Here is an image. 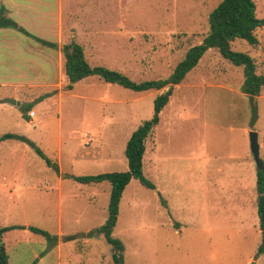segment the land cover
Returning <instances> with one entry per match:
<instances>
[{
  "label": "rangeland",
  "instance_id": "rangeland-1",
  "mask_svg": "<svg viewBox=\"0 0 264 264\" xmlns=\"http://www.w3.org/2000/svg\"><path fill=\"white\" fill-rule=\"evenodd\" d=\"M56 1L51 0L52 10ZM220 1L61 4L66 38L75 36L91 65L141 81L171 73L207 34L209 13ZM254 2L256 15L264 18V0ZM255 33L256 45L236 39L231 48L249 54L256 72L264 74V26ZM18 36L31 42L23 33ZM13 64L18 68L0 67L2 100L20 98L18 105L0 101V134L17 135L0 143V183H12L15 193L8 199L0 191V227L22 226L4 237L10 264H116L104 235L89 234L106 221L110 182L81 183L66 175L127 168L126 141L152 116L154 98L165 87L135 91L89 76L69 92L63 78L33 92L26 83L15 84L18 77L36 73L22 67L23 60ZM243 79L241 66L210 48L173 86L145 141L142 170L154 188L133 178L119 200L111 235L123 244L121 264H264V253H257L258 168L248 136L257 131L264 162V86L255 96L254 116L249 96L241 91ZM59 91L65 93L54 95ZM23 107L35 111L31 121L23 117ZM35 147L60 166L62 180ZM10 177L16 180L9 182ZM25 225L59 239L51 244Z\"/></svg>",
  "mask_w": 264,
  "mask_h": 264
},
{
  "label": "trees",
  "instance_id": "trees-1",
  "mask_svg": "<svg viewBox=\"0 0 264 264\" xmlns=\"http://www.w3.org/2000/svg\"><path fill=\"white\" fill-rule=\"evenodd\" d=\"M0 20V26L15 25L10 18L2 16L1 11ZM208 21L209 29L207 34L200 43L191 46L185 52L183 58L176 63L166 78L136 81L119 70L111 69L103 65H91L85 57L83 46L75 40L65 43L61 48L64 56V73L68 80L66 85L67 89H71L73 83L87 76H96L105 82L118 84L135 91H146L165 87L154 98L152 116L144 120L133 130L126 141L124 154L127 159V168L119 171H106L93 174L66 175V177L81 183L99 182L103 180L110 182L111 190L106 221L100 227L90 231L89 234L91 232H100L104 235L107 242L113 246L112 258L116 264H121L123 244L119 239L114 238L111 233L117 220L119 200L122 191L133 178H137L146 186L154 188V185L144 176L142 170L145 141L159 123L160 112L168 102L173 86L179 84L184 79L186 73L197 65L206 50L216 48L223 58L242 67L244 79L241 85V91L249 96L255 116V96L259 95L261 88L264 86V74H258L256 72L254 59L249 54L232 49L231 43L236 39H241L251 45H256L258 39L255 30L258 27L264 26V18L256 15V4L254 0H221L209 13ZM35 38L43 44L54 48L57 47V43L41 40L37 37ZM27 112L28 108L23 107V117L29 120ZM16 136L12 133H4L0 135V141ZM31 145L34 144L31 143ZM35 149L58 172L57 164H52L38 147H35ZM256 190L257 216L261 235L257 253L260 254L264 253V166L261 169H257ZM20 227L22 226L9 225L0 227V264H10L3 234L6 231ZM23 228H27L36 234L44 236L51 244L56 243L58 239L57 236H52L48 231L36 226L29 225L23 226Z\"/></svg>",
  "mask_w": 264,
  "mask_h": 264
},
{
  "label": "crops",
  "instance_id": "crops-1",
  "mask_svg": "<svg viewBox=\"0 0 264 264\" xmlns=\"http://www.w3.org/2000/svg\"><path fill=\"white\" fill-rule=\"evenodd\" d=\"M61 3L62 0H57L56 3H54V9L52 10L51 0H0L1 15L10 18L15 23L13 26H0V67L5 65L11 68H18L17 65L13 64V61L23 60L25 61V64H23L22 67L32 69L36 73L30 78L26 75L21 78L18 77L20 82L15 84L17 87L26 83V85L34 92L35 89L40 86L49 87L51 85H56L57 81H62V78L67 80L64 73V56L61 48L65 43L69 42V40L66 38L67 34H65L64 31L63 6ZM18 32L25 34L31 42H22L18 36ZM51 35L56 37L55 41L49 40L48 37ZM35 37L41 40L57 43V47L54 48L43 44L36 40ZM72 40L77 41L75 36H73ZM18 48L21 49L22 52H20ZM45 48H47V50H45ZM57 67L59 69V75H57ZM85 78L80 81L85 80ZM78 82L73 83L72 88L68 89V92L72 91L74 85ZM2 83L7 84L6 82ZM64 93L65 92L59 91L58 93H54V95L57 94L62 96ZM2 97L3 96H0V101L4 103ZM11 97L17 100L20 99L17 96ZM35 114L34 111V116ZM29 119V121L32 120L30 117ZM3 141L4 140L0 141V143ZM58 169L60 181L65 174H62L60 166ZM12 176L17 177L18 173L16 172ZM13 177H10V180L8 181L13 182L16 180L14 179L15 177ZM12 189L14 190V185L12 183H0V191L3 190V192L7 194L8 199H13L15 195V193L12 192ZM1 201L0 197V202ZM9 231H6L3 234V240L6 233ZM36 258L40 259L38 256H36ZM251 260L252 259H249V261Z\"/></svg>",
  "mask_w": 264,
  "mask_h": 264
},
{
  "label": "water",
  "instance_id": "water-1",
  "mask_svg": "<svg viewBox=\"0 0 264 264\" xmlns=\"http://www.w3.org/2000/svg\"><path fill=\"white\" fill-rule=\"evenodd\" d=\"M4 102H8L10 104H20L19 101H17L14 98L7 97L3 99ZM248 136H249V143H250V150L252 152L254 161L256 163V166L258 169L263 168L264 162L263 159L260 157L259 154V144H258V134L257 131L255 130H250L248 131Z\"/></svg>",
  "mask_w": 264,
  "mask_h": 264
},
{
  "label": "built area",
  "instance_id": "built-area-1",
  "mask_svg": "<svg viewBox=\"0 0 264 264\" xmlns=\"http://www.w3.org/2000/svg\"><path fill=\"white\" fill-rule=\"evenodd\" d=\"M28 115L31 119H33V116H34V111L33 110H29L28 111Z\"/></svg>",
  "mask_w": 264,
  "mask_h": 264
}]
</instances>
